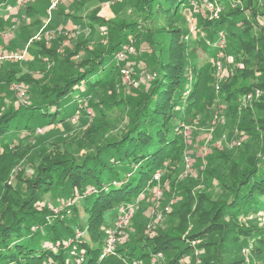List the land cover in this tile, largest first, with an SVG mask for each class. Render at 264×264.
Segmentation results:
<instances>
[{"label":"trees","instance_id":"16d2710c","mask_svg":"<svg viewBox=\"0 0 264 264\" xmlns=\"http://www.w3.org/2000/svg\"><path fill=\"white\" fill-rule=\"evenodd\" d=\"M15 1L0 0V9ZM96 1L109 0H72L71 12L62 6L53 8L55 23L71 20L82 33L63 51L58 50L59 39L32 41L23 61L27 67L18 61L0 64V158L15 142L36 136L39 128L60 131L59 126L74 115L89 117L87 107L96 117L86 137L75 141L76 151L50 147L39 154L36 175L18 172L16 187L4 192L0 264H151L153 260L157 264L159 253L165 261L158 264H180L193 241L207 238L213 253L203 257L205 264H225L235 249L241 252L242 248L252 256L245 264H264V225L253 224L252 219L255 214L258 223L264 220V26L244 9L231 7L233 0H214L221 8L219 16L199 24L213 42L206 44L201 37L185 38L188 29L175 26L196 0H123L121 8L133 7L134 17L127 19L118 12L108 20L98 15V7L91 9ZM234 1L258 5L255 0ZM49 4V0H32L25 5L24 14L34 19L32 27L44 22ZM160 19L162 26H155L153 22ZM2 26L10 22L0 14ZM28 29L30 25L23 24L21 34ZM221 34L225 47L214 42ZM132 37L138 53L133 78L139 80L144 71L151 78L137 88L130 86L136 96L118 102L119 113L125 112L127 120L115 134L111 128L122 116L112 121L113 103L107 98L115 97L123 82L117 52ZM199 48L212 57L224 53L235 58L219 92L215 66L200 60ZM13 83L26 89V103L17 102L10 88ZM257 90L260 96L240 118L239 99ZM216 92L229 105L233 122L250 139L240 151L213 148L200 169L199 182L216 181V186L198 190L200 183L192 178L193 173L184 174V132L205 107L216 102ZM46 138L50 146L55 145L50 133ZM158 171L162 172L160 184L168 181L160 198L165 201L175 195L178 201L163 211L158 222L164 220L166 226L155 228L158 235L146 236L143 230L148 219L143 210L152 197L157 198L159 184L154 176ZM48 196L65 201L51 207ZM55 208L60 209L58 214ZM124 209L131 211L130 218L118 226ZM51 215L56 216L53 221ZM192 225L195 228L189 231ZM109 228L116 229L117 240L113 251L101 257ZM78 232L82 234L77 237ZM228 264L244 263L237 259Z\"/></svg>","mask_w":264,"mask_h":264},{"label":"rangeland","instance_id":"374dc122","mask_svg":"<svg viewBox=\"0 0 264 264\" xmlns=\"http://www.w3.org/2000/svg\"><path fill=\"white\" fill-rule=\"evenodd\" d=\"M32 0H26L25 5H27L28 2ZM71 1L72 0H49L50 4L47 6L48 8V14L46 17L44 16V22L41 25H36L33 26L31 23L34 21V19L29 18L28 16L26 17L23 13V8L25 7H19L21 11V14L18 12L14 14H19L21 17L24 15V19H26L25 25H30V29L27 31L22 32L21 34V27L20 23H17L18 21H13L10 26H5L3 28H0V35L2 37L7 38V42L4 43L0 42V48L6 52H16L18 50H23L27 45H29V42L34 38L35 35H37L40 31L43 32V37L42 39H46L48 42L56 39H59V44H58V50H64L65 47H68L72 43V39L75 38L79 32V27H77L73 23H69V21H56L54 22V14L52 13V10L55 6L59 7L62 6L65 11L71 12ZM123 0H109V1H96L94 4L91 6L92 8L98 7V15L106 20L108 19H114L116 18L117 13L119 12V16H123L124 18L131 19L134 17L135 10L133 7L130 5H125L124 9L121 8V2ZM258 1V5L254 4L247 5L245 2H242L240 5L236 3L234 0L231 2V7L233 8H242L245 11V14L248 17H253L254 20L260 25L264 26V0H255ZM53 2L55 3V6L52 8ZM13 5V3H8L7 5ZM213 6H212V5ZM5 4L1 6V9L3 7H6V10H1L0 14L3 16H6L7 14L11 15L10 11L8 10ZM263 5V7L259 8L258 6ZM18 9V8H17ZM220 7L218 5L214 4V0H196L195 3H193L191 9H188L184 11V13L180 16V18L177 19L175 22V26H181L183 28L188 29L187 34L185 38L187 39H196L197 37H201L204 40V43L206 44H213V42H210L208 39V34L204 29L199 28V24L201 21L206 20V19H213L219 16L220 14ZM13 11H16L14 9ZM244 14V15H245ZM19 16V17H20ZM136 17V16H135ZM143 19V18H142ZM155 26H162L164 23V20L160 19L158 21L153 22ZM152 23V24H153ZM46 31L50 33L52 36L51 39L48 38L46 35ZM24 33V34H23ZM224 35V34H222ZM29 37V39H28ZM28 39V41H27ZM41 39V40H42ZM132 41V49H125L124 55L125 57L122 60L121 68L125 65H128L132 72L134 73V78H136V73H135V68L133 65V62L136 61L137 56V51L136 49V39L135 37L130 38V42ZM33 41H40V40H33ZM226 38L220 37L219 39H216L214 42L219 43V45L225 47V42ZM53 45L55 43H52ZM216 45V46H217ZM198 55L200 57V60L207 59L208 61H211L213 65L215 66V75H216V91L219 92L220 90V82H224L227 80V78L230 76V64L234 63V57L231 55H226L224 56V53L217 54L216 57H212L211 54H207V51L203 48H199L198 50ZM243 55V54H242ZM247 57V55H245ZM138 59V58H137ZM193 59V56H192ZM241 60V59H240ZM26 62L25 60H23ZM23 61H18L21 62L22 68L27 67L25 66ZM6 62H14V60H4L2 63ZM29 62V61H27ZM1 64V63H0ZM29 64V63H27ZM241 64V62H240ZM243 65H241L242 67ZM120 68V69H121ZM146 70V69H145ZM39 72H34V75L38 76ZM149 74L148 71H144L143 73L140 74L139 80L136 79V81L141 85V83H145L147 79L151 78V75L147 76ZM121 77L123 79V82L120 81V83L117 86L116 90V95L115 97H108L107 95V100L113 105L110 107V113L112 115V118L114 121L118 116H122L120 120H117L119 123L115 124L111 128V133H119V127H122L126 124L127 117L125 115V112L119 113L121 108V105H118V102L123 99L124 101H128L130 97L136 96L137 92L132 90L129 86L128 83L124 81V78L121 74ZM252 84H255L257 82L252 81ZM16 84L13 83L10 88L14 90L15 95L18 97L17 102H27L28 98L26 97L28 93H26V89L23 87H20L23 91H25V94L20 96L19 93L20 91H16L12 86ZM126 84V85H125ZM138 84V86H139ZM20 86V85H19ZM1 88V86H0ZM137 88V87H135ZM216 92V95L218 94ZM114 93V92H112ZM260 90H257L256 94L253 92L248 93L244 98L239 99V103L237 104V109H238V115L241 117H244L247 115V110H251L250 105L253 103L255 98H258L260 96ZM255 95V96H254ZM218 95L216 96V102H212L211 105L205 107L203 112L198 115L197 118H195L193 124H189L185 128V138H186V157H188L191 161V169L193 176L192 178L195 181H200L203 173L200 171V169L204 168L206 164V159L205 157L211 153L213 148H220V147H225V148H233L235 151H240V149L245 148V141H249L248 134L240 128L238 122H233V118L230 116V111L228 108L227 102H222L219 100ZM125 104V103H124ZM254 105V103H253ZM254 107V106H253ZM87 113L89 117H80L79 119L77 118L76 120H69L65 126H59L61 129L59 130H47L46 128H39L36 131V136L32 137L28 142H20L17 141L11 146V150L9 153H6L2 158H0V179L4 180V186L1 185L0 183V219H2L1 215H3V204H2V199L4 192L7 191L6 189L9 187H16L14 186L15 183V178L17 176L18 172H22L23 174H27L29 176H34L37 174L38 170V162L40 158V153L45 152L46 150H50V147L52 150H57V149H71L76 151V146H75V141L77 139L83 140L84 137L87 135V131L91 128V124L93 123V120L96 118L93 110L89 107H87ZM247 109V110H246ZM124 120V121H122ZM116 121V122H117ZM122 121V123H121ZM120 125V126H119ZM42 129V130H40ZM47 130V131H46ZM50 133V136L52 137V141L55 145H51L47 143V134ZM47 133V134H46ZM213 134L215 135L216 138L213 137ZM82 137V138H81ZM216 139V140H215ZM84 142V141H83ZM54 147V148H53ZM48 148V149H47ZM224 148V149H225ZM0 151L2 149L0 148ZM226 153L228 150H221ZM81 153V152H80ZM246 157V154L243 155ZM238 157V156H237ZM241 158V156H239ZM242 159V158H241ZM203 164V165H202ZM202 165V167H201ZM13 180V184L12 183ZM168 182V181H167ZM200 183V182H199ZM11 184V185H10ZM209 185L215 187L216 186V181L213 183L211 181H207L204 179L203 183H200L197 185L196 189L198 190H209L210 187ZM151 196H154L153 191L150 192ZM55 198V197H54ZM53 197L48 196L47 200L50 201L51 207H57L59 204L58 202L60 201V205L62 204L63 201L65 200H58L57 202L54 200ZM164 198V197H163ZM67 199V198H65ZM154 198L150 199L149 204L147 208L143 210L144 216L148 219V221H145L144 224V233L146 236H156L158 235V230L155 228H164L166 226V222L163 220L162 222L156 221L157 214L160 212L165 211L166 207L173 205L178 201L177 196H171L168 199H161V198ZM67 208V207H65ZM71 211V208L68 209ZM70 214L69 212H67ZM60 214H64L63 212ZM147 214V215H146ZM56 217V216H55ZM52 215L50 216L51 221L55 218ZM53 218V219H52ZM259 218V217H258ZM258 218L254 214L253 215V224H256L258 226H263L264 225V220L260 219V223H258ZM244 221V220H243ZM251 225V222H248ZM129 224V223H128ZM127 225V224H126ZM124 225L123 228L126 226ZM195 226H191L188 228L189 231L193 230ZM83 233L86 238H88V234L86 232ZM210 238V237H209ZM210 239H200L192 242V248L190 249L191 251L188 252L185 256H183L180 259V264H205V260L203 257L206 255H210L213 253L212 248L209 249L211 246L210 243H208ZM207 242V246H201L202 244H205ZM209 244V245H208ZM235 253L234 255H230L225 262V264H228L230 261L233 260H241L243 263H249L252 260V256L250 255V250L247 248H242L241 252H239L238 249L234 250ZM160 261L158 263H163L165 260H163V256L158 258ZM156 261L151 263L155 264ZM157 263V264H158ZM141 264V263H138ZM165 264V263H164Z\"/></svg>","mask_w":264,"mask_h":264},{"label":"built area","instance_id":"2783aa9c","mask_svg":"<svg viewBox=\"0 0 264 264\" xmlns=\"http://www.w3.org/2000/svg\"><path fill=\"white\" fill-rule=\"evenodd\" d=\"M26 3V0H17V2L15 4H11V5H8L7 9L10 11V10H14L16 8H19V7H22L24 6ZM55 3L56 2H53L52 4V8L55 6ZM212 5V4H211ZM213 6V5H212ZM46 35L48 36L49 39L52 38V36L50 35L49 32L46 31ZM43 32L40 31L37 35L34 36V38L29 42V44L33 41V40H41L42 37H43ZM221 37L224 38V35L221 34ZM132 39H131V42L128 43L123 49L119 50L117 52V58L119 60H123V58L125 57L124 55V52H125V49H132L131 45H132ZM48 42V41H47ZM28 47L29 45H27V47H25L23 50H18L16 52H9V53H6L4 52L1 48H0V63H2V61L6 60H14V61H23L27 58L28 56ZM121 74L124 78V81L126 83L129 84V86L131 87H138V82L136 80H134L133 78V72L132 70L130 69V67L128 65H125L121 68ZM147 76H149V74H147ZM16 91H20L19 95L22 96L25 94V91H23L19 84H14L12 86ZM22 94V95H21ZM77 115H74L72 117L73 120H76L77 119ZM42 130V129H40ZM192 171L191 169V161L188 157H185V170H184V174H188ZM154 179L156 181H158V188L156 189V196L158 198H160L163 194V191H164V187L167 185V182L164 184V185H161L160 184V181L162 179V172L161 171H158L155 176H154ZM70 204V202H67L64 206H68ZM171 208V205L167 206L165 211H169ZM60 211V209L58 208H55L54 209V213L55 214H58ZM130 214H131V211L129 209H124L123 210V214L118 218V226H121L123 225L129 218H130ZM163 217V212H160L159 214H157V217H156V221L162 219ZM107 233H108V239H107V242H106V247H105V250L104 252L102 253L101 257H104L105 255H109L112 251H113V246L117 240V235H116V229H107ZM82 233L81 232H78L77 233V237L80 236ZM69 244V243H68ZM74 253V252H73ZM158 258L162 257V253H159L157 255ZM83 260V258L79 259L78 260V263Z\"/></svg>","mask_w":264,"mask_h":264},{"label":"crops","instance_id":"0c3cea01","mask_svg":"<svg viewBox=\"0 0 264 264\" xmlns=\"http://www.w3.org/2000/svg\"><path fill=\"white\" fill-rule=\"evenodd\" d=\"M17 1H15V2H13V4H15ZM56 7V6H55ZM54 7V8H55ZM1 10H6V7H3V9H0V12H1ZM7 11V10H6ZM21 11L22 10H20L19 8L17 9L16 8V11H10V13H11V15H9V14H7L6 16H4V19L9 23L10 22V25L12 26V25H14V24H12V22L13 21H18L17 23H20V26H23V24L25 25V20L26 19H24V15L21 17L19 14H21ZM16 12H18L19 14H14V13H16ZM20 16V17H19ZM26 16V15H25ZM27 17V16H26ZM30 18V17H29ZM69 23H73L71 20H69ZM74 24V23H73ZM4 41V43H6L7 42V38L4 36V37H2L1 35H0V42H3Z\"/></svg>","mask_w":264,"mask_h":264}]
</instances>
